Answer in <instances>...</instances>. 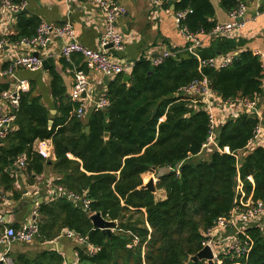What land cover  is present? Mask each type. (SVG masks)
<instances>
[{"label":"trees","instance_id":"obj_1","mask_svg":"<svg viewBox=\"0 0 264 264\" xmlns=\"http://www.w3.org/2000/svg\"><path fill=\"white\" fill-rule=\"evenodd\" d=\"M167 1L174 12L191 10L179 25L188 33H210L215 27L210 0ZM11 2L21 5L24 0ZM219 3L230 13L242 0ZM22 10L11 40L31 39L40 23ZM50 77L56 113L51 115L42 105L33 87L20 93L15 128L0 140V184L11 190L13 181L3 170H11L24 154L28 170L37 175L47 163L55 173L53 183L89 205L85 210L62 197L39 205L36 240H53L64 230L84 237L98 250L88 254L78 249L79 264H206L189 261L201 250L206 229L227 215L242 193L264 204V143L252 144L258 119L250 115L224 121L215 135L220 151L204 153L207 113L180 92L191 81L205 78L223 102L252 101L263 79L258 55L241 51L218 69L196 59L166 58L156 66L138 61L126 83L120 75L109 84V108L91 113L86 123L70 116L77 104L65 100L59 76L51 72ZM44 140L51 141L52 163L32 150L35 141ZM161 169L167 171L158 174L155 189L164 191L165 198L157 199L156 193L141 188L142 175ZM18 196L13 193V199ZM94 213L117 223L109 235L92 227L89 216ZM246 233L252 245L239 264H264L260 227L252 226ZM232 263L226 256L218 264ZM13 264L64 263L58 253L44 251L32 258L19 255Z\"/></svg>","mask_w":264,"mask_h":264},{"label":"crops","instance_id":"obj_2","mask_svg":"<svg viewBox=\"0 0 264 264\" xmlns=\"http://www.w3.org/2000/svg\"><path fill=\"white\" fill-rule=\"evenodd\" d=\"M113 1L124 8L123 14L116 21V27L124 41L123 50L117 56L125 63L135 64L138 61H146L150 57L168 52L173 55L171 58L175 60L196 59L200 63L211 61L215 69H218L226 58H233L241 51L248 50L258 55L263 66V79L261 92L259 96L255 97L256 112L252 113V110L246 109L239 100H234L230 104H223L220 101L214 108V116L218 121L224 122L228 119L254 115L258 119L261 129H264V14L261 13L264 0H242V3L247 7L242 26L223 31H216V29L230 25L232 20L229 13L222 10L219 0H210L216 25L210 33L195 34L194 38L197 40V44L193 43L188 35L179 29L172 16V5H169L167 0L160 7L152 5L149 0ZM24 2L27 15L56 25L69 22L74 29L77 43L91 50H99L100 14L93 5L84 0H24ZM15 24V15L7 11H0V40L7 39V44L0 51V88H4L2 92H12L17 86H20L21 93H24L33 87L34 94L40 96L42 105L49 111H55V101L49 89L50 73L55 72L61 79L65 100L70 101L73 84L71 73L66 71V67L70 65L56 56L64 41L55 39L46 49L34 51L19 44L20 40H11V37L15 35ZM35 52L39 53L42 61L50 57L53 58V66L47 65L46 69L41 67L36 71L19 68L12 74L4 73L6 68L17 58L27 57ZM73 65L82 67L78 55L73 56ZM87 74L93 87V95L107 89L112 82L97 71H89ZM216 101L218 100L216 99ZM190 103L192 102L190 101ZM8 111V104L0 99V117L6 116ZM89 115L90 113H88V117ZM14 128L15 126L12 124V129ZM256 141L264 143V133L260 134ZM40 142H44L43 147L50 154V158L45 160L52 163L55 158L51 141H35L33 147H36ZM68 158L72 159V156L68 154ZM6 169L3 172L7 173L13 182L11 190L8 191H5L3 185L0 184V231L14 224L18 228L31 219L32 212L29 213L26 221H19L17 218L19 212L12 211L17 205H31L40 199L43 203H47L59 198L57 193L59 186L53 183L55 173L47 163L43 166L41 173L37 175L28 170L26 166L22 171L13 170L12 172V169L9 171ZM164 171L167 170L161 169L153 172L162 174ZM157 191L161 194L159 199H164L165 192L155 189V192ZM13 193H17L19 198L13 199ZM36 197H40V199ZM38 206L33 211H37ZM63 232L50 241L34 239L30 244L25 245V248H22V244L18 243H0V257L4 255L13 263L19 255L32 258L44 251H54L62 257L64 264H72L75 261L74 255L82 246L64 237Z\"/></svg>","mask_w":264,"mask_h":264},{"label":"built area","instance_id":"obj_3","mask_svg":"<svg viewBox=\"0 0 264 264\" xmlns=\"http://www.w3.org/2000/svg\"><path fill=\"white\" fill-rule=\"evenodd\" d=\"M84 1L93 5L100 14L101 33L99 38V50H91L77 43L75 40L74 29L69 22L56 25L46 21H40L34 37L19 42V44L25 45L34 51H39L46 49V47H48L55 39L64 41V44L60 47L56 56L62 59L66 64L70 65L69 67H66V71L71 73L73 79L70 102L77 104L76 108L70 113V116L79 120H82L87 112L90 114L93 112H105L110 106L107 89H103L97 95H93V87L89 82L87 74L89 71H97L107 78L108 81H113L120 75L126 74L130 76L134 66L132 63H125L117 56V54L123 50L124 41L122 34L116 27V21L123 14L124 8L113 0ZM149 2L154 6L160 7L165 3V0H149ZM24 8L25 2L21 5H16L13 4L11 0H0V11H7L16 16ZM246 9L247 7L244 3H239L238 6L229 13L232 23L225 27L217 28L216 31H223L228 30L229 28L242 26ZM190 12L191 10L188 9L176 12L172 11L173 19L178 27L180 22H182L185 19V16ZM261 13L264 14V7L262 8ZM179 29L184 31L193 43H198L194 38L195 34H188L185 29L180 27ZM6 44L7 39L3 38L0 40V51ZM74 55L80 57L82 67L73 65ZM171 56L173 55L165 52L156 57H150L146 61L152 66H156L164 59L171 58ZM42 60L43 59L40 58V56L34 57L33 54L27 57L17 58L6 68L4 73L12 74L19 68L36 71L41 68ZM231 60L232 58L230 57L226 58L221 67L228 65ZM200 64L215 68L211 61L202 62ZM180 92L185 97L190 98L191 102L195 105V108L198 104L207 113L208 133L205 142L201 146V151L204 153H210L215 149L220 151L215 142V135L217 129L223 122H220L215 118L214 108L220 101L223 104H230L233 101L223 102L216 97L205 78L191 81L188 85L181 88ZM20 93V86H17L15 91H4L0 94V99L5 101L9 106V111L6 116L0 117V140L4 139L12 129V124L15 120L19 105ZM82 94H84V97ZM216 99L218 101H216ZM255 100L256 99L249 101L244 99L239 101L246 107V109L252 110L253 113V110L256 109ZM260 134H262L261 127L258 125L255 130L252 144H259L256 140ZM43 144L44 142H40L36 147L32 146V150L44 160L49 159L50 154L48 153V150L43 147ZM223 152L228 153V149L224 147ZM25 166L26 156L22 154L15 159L12 166V172L13 170L22 171ZM247 179L252 183L251 177H247ZM237 190L241 192V183L239 181ZM57 193L59 197L76 203L79 202L85 210L88 209V200L73 196L61 187L57 188ZM35 213L36 211H32L31 219L18 228L8 226L0 231V243L28 244L34 241L38 234ZM33 215H35V218H32ZM252 226H259L262 235H264V204L261 202H253L251 196L244 198L242 193L238 203L231 209V211L223 217H218L213 225L206 229L204 234L205 238L201 243V246L202 248L208 246L211 249L214 264H218L221 259L226 256H229L230 259L233 260L232 264H239V259L246 258L250 251L252 241L246 231ZM63 235L64 237L77 242L82 248H85L88 254H92L94 251L98 250V248L89 245L84 237L73 231L66 230L63 232ZM74 258L75 261L72 264H79L78 253L74 255ZM0 264L13 263L2 255L0 257Z\"/></svg>","mask_w":264,"mask_h":264},{"label":"water","instance_id":"obj_4","mask_svg":"<svg viewBox=\"0 0 264 264\" xmlns=\"http://www.w3.org/2000/svg\"><path fill=\"white\" fill-rule=\"evenodd\" d=\"M173 9H174V7L172 6L171 10L173 11ZM22 13H27V10L26 9L22 10ZM33 56L38 57L39 53L35 52V53H33ZM47 65L53 66V58L50 57V58H47L41 62V67L43 69H46ZM129 79H130V76L124 75L122 77V82L126 83ZM82 96L84 97V94H82ZM256 110L257 109H254L253 112H255ZM50 114L54 115L55 111L51 110ZM52 123L53 122L51 120L48 121V128H51ZM88 131H89V128L85 127V132L88 133ZM261 133H264V129H261ZM107 138H108V134L105 133L104 134V140H106ZM153 170H155V169H153ZM156 182H157V180H156ZM154 184H156V183L153 181V179H149L147 181V183H145L141 186V188L148 189L151 192L155 193ZM36 198L40 199V197H36ZM42 203L43 202L40 199L38 202H33L31 205H20V206L17 205L16 207H14L12 209V211L13 212H19V214L17 216L19 221H24V220L26 221L29 213L32 212L38 205H41ZM32 218H35V215H33ZM89 220L92 224V227L94 229L101 230L104 235H109L113 231V229L117 226V223L115 221L106 220L99 213L91 214L89 216ZM189 261L205 262L206 264H214L213 263V255H212L211 249L208 246L203 247L193 257L189 258Z\"/></svg>","mask_w":264,"mask_h":264},{"label":"rangeland","instance_id":"obj_5","mask_svg":"<svg viewBox=\"0 0 264 264\" xmlns=\"http://www.w3.org/2000/svg\"><path fill=\"white\" fill-rule=\"evenodd\" d=\"M88 113L89 112H87L86 113V115L84 116V118L82 119V121L84 122V123H86V121H87V119H88ZM158 174H161V173H158V172H148V173H145V174H143L142 175V183L143 184H145V183H147V181L149 180V179H153V181L156 183V180H157V177H158ZM155 185V184H154ZM156 193V198L157 199H159L160 197H161V194H160V192L159 191H157V192H155ZM227 233H229V232H227ZM225 235H227V234H225ZM30 244V243H29ZM25 245H27V244H22V248H25Z\"/></svg>","mask_w":264,"mask_h":264}]
</instances>
